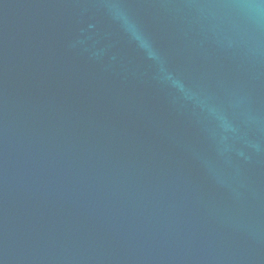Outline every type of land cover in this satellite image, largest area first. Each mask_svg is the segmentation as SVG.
I'll return each instance as SVG.
<instances>
[{
    "label": "water",
    "instance_id": "obj_1",
    "mask_svg": "<svg viewBox=\"0 0 264 264\" xmlns=\"http://www.w3.org/2000/svg\"><path fill=\"white\" fill-rule=\"evenodd\" d=\"M0 264H264V0H0Z\"/></svg>",
    "mask_w": 264,
    "mask_h": 264
}]
</instances>
